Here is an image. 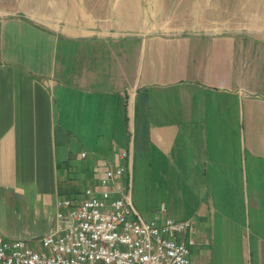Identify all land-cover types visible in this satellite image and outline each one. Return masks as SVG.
<instances>
[{
	"label": "crops",
	"instance_id": "1",
	"mask_svg": "<svg viewBox=\"0 0 264 264\" xmlns=\"http://www.w3.org/2000/svg\"><path fill=\"white\" fill-rule=\"evenodd\" d=\"M108 4L0 0V237L39 250L59 202L124 163L170 193L152 220L192 223L190 264H211L209 245L264 264V23Z\"/></svg>",
	"mask_w": 264,
	"mask_h": 264
},
{
	"label": "built area",
	"instance_id": "2",
	"mask_svg": "<svg viewBox=\"0 0 264 264\" xmlns=\"http://www.w3.org/2000/svg\"><path fill=\"white\" fill-rule=\"evenodd\" d=\"M119 158L128 160V153ZM129 173L124 163L109 167L97 187L61 200L56 230L39 250L0 237V264H190L177 238L192 223L144 220L130 202Z\"/></svg>",
	"mask_w": 264,
	"mask_h": 264
},
{
	"label": "rangeland",
	"instance_id": "3",
	"mask_svg": "<svg viewBox=\"0 0 264 264\" xmlns=\"http://www.w3.org/2000/svg\"><path fill=\"white\" fill-rule=\"evenodd\" d=\"M161 2L162 4L159 5L158 11L162 12V14L168 13L169 18L171 19L170 21H177L179 20V18L188 17L187 10H189L190 8H196L197 6L200 10V7L203 6V9H201V13L212 14L211 18L209 15L210 20L215 19V15L218 14L219 20L223 17L228 21L227 24H229L230 27H233L236 30H241L242 27L244 28V26H247V22H250V24L253 26H258V24L264 23V16L259 17L258 15V13L260 12L258 11V9H261L262 6L256 5L258 3L262 4L264 0H250V4L248 5L247 0H227V3H229V11H227V14L229 13V17L228 15L226 16L225 9L222 10V7L225 6L222 5L224 4V2L221 0H160V3ZM106 4L107 6L103 8L105 9L104 13H108L110 8L108 0H106ZM244 4H246V9H251V11L249 12L250 17L248 16V19L241 18ZM204 6L210 7L204 8ZM199 10H196V12H199ZM109 15L110 13H108L106 16L109 17ZM142 173L137 172V176L136 173H134V179L130 186L131 197L134 206L136 207L142 218L146 221H151L155 215H158L160 213L162 208H164V205H167L166 203H168L169 201L170 193H168V191H163L161 186L149 185L146 178V173ZM154 173L156 172H153V174ZM100 189L101 188H98V190ZM208 247L210 248V250L212 248L211 264H220L218 262H220V256L222 252L214 250L213 246L210 247L209 245Z\"/></svg>",
	"mask_w": 264,
	"mask_h": 264
},
{
	"label": "bare ground",
	"instance_id": "4",
	"mask_svg": "<svg viewBox=\"0 0 264 264\" xmlns=\"http://www.w3.org/2000/svg\"><path fill=\"white\" fill-rule=\"evenodd\" d=\"M119 4V3H118ZM126 5H127V3H126ZM123 7H125V5L123 6ZM125 9H126V7H125ZM120 11V10H119Z\"/></svg>",
	"mask_w": 264,
	"mask_h": 264
}]
</instances>
